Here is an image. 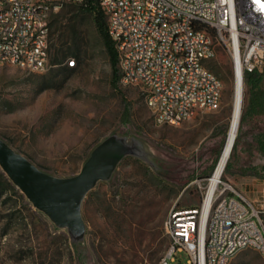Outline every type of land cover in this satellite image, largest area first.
<instances>
[{"label": "rangeland", "instance_id": "obj_1", "mask_svg": "<svg viewBox=\"0 0 264 264\" xmlns=\"http://www.w3.org/2000/svg\"><path fill=\"white\" fill-rule=\"evenodd\" d=\"M66 55L53 60L59 41ZM207 62L223 82L219 108L180 125H155L138 87L112 82L94 13L67 4L50 14V61L43 72L0 66V137L41 170L76 174L92 148L110 134L137 140L142 158L124 157L111 177L84 197L85 235L76 246L67 231L37 210L0 169V264H157L167 247L163 221L172 208L197 205L223 146L233 92L232 67L222 46ZM57 55V54H56ZM243 106L247 88L243 84ZM243 108V107H242ZM264 116L239 137L221 181L252 199L264 182L257 138ZM200 183V185L198 184ZM172 264H187L184 253ZM229 264H264L253 248Z\"/></svg>", "mask_w": 264, "mask_h": 264}, {"label": "built area", "instance_id": "obj_2", "mask_svg": "<svg viewBox=\"0 0 264 264\" xmlns=\"http://www.w3.org/2000/svg\"><path fill=\"white\" fill-rule=\"evenodd\" d=\"M96 2L117 55L118 81L138 87L155 125H180L219 108L223 82L207 66L222 46L233 81L264 69V0H0V66L43 72L50 61V14ZM213 29V32L209 30ZM67 60L66 66H74ZM172 208L163 221L167 247L187 264H229L244 248L264 258V182L249 199L219 181L207 204Z\"/></svg>", "mask_w": 264, "mask_h": 264}, {"label": "water", "instance_id": "obj_3", "mask_svg": "<svg viewBox=\"0 0 264 264\" xmlns=\"http://www.w3.org/2000/svg\"><path fill=\"white\" fill-rule=\"evenodd\" d=\"M128 155L143 157L139 142L110 134L92 148L76 174L58 177L41 170L0 137L1 171L34 208L56 227L65 229L73 242H81L85 235L81 215L84 197L99 181L108 180L118 163Z\"/></svg>", "mask_w": 264, "mask_h": 264}, {"label": "trees", "instance_id": "obj_4", "mask_svg": "<svg viewBox=\"0 0 264 264\" xmlns=\"http://www.w3.org/2000/svg\"><path fill=\"white\" fill-rule=\"evenodd\" d=\"M80 8L94 13L95 29L108 55L112 82H115L118 79L117 55L113 43L107 34L104 14L96 2H88L86 6ZM209 30L213 32L212 28H209ZM66 50L65 40L61 39L55 51L53 60H57L58 58L63 59L65 57L72 58L75 62L80 60V49L78 44H73L69 51V55H66ZM243 82L247 88V98L241 111L238 133L226 167L230 165V160L235 155V149L238 144L239 137L244 132L245 127L258 117L264 116V69H262V71L254 70L251 72H245ZM257 142V147L262 153H264V133H261L258 136ZM262 172H264V166H262ZM78 244H80V242H73V246L75 248Z\"/></svg>", "mask_w": 264, "mask_h": 264}, {"label": "bare ground", "instance_id": "obj_5", "mask_svg": "<svg viewBox=\"0 0 264 264\" xmlns=\"http://www.w3.org/2000/svg\"><path fill=\"white\" fill-rule=\"evenodd\" d=\"M243 99H244L243 85L241 81L238 78H236L233 81V92L230 103V116L228 120V127L225 135V140L221 148L220 154L217 158V161L214 165V168L212 170V173L208 177L207 197L203 206V222H205V218L207 214L208 199L213 189L221 180V177L226 168L232 147L234 145L238 133L239 120L243 107Z\"/></svg>", "mask_w": 264, "mask_h": 264}]
</instances>
